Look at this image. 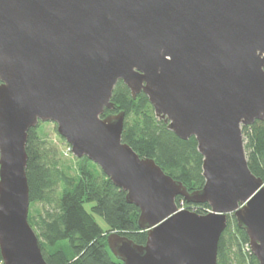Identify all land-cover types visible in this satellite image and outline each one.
Returning a JSON list of instances; mask_svg holds the SVG:
<instances>
[{
  "label": "water",
  "instance_id": "obj_1",
  "mask_svg": "<svg viewBox=\"0 0 264 264\" xmlns=\"http://www.w3.org/2000/svg\"><path fill=\"white\" fill-rule=\"evenodd\" d=\"M118 81L180 140H196L200 189L122 142L123 111L105 115ZM263 120L264 0H0L3 264H47L27 218L25 150L44 122L138 208L144 244L107 234L123 264H217L230 216L264 264V183L241 133ZM176 197L209 212L179 210Z\"/></svg>",
  "mask_w": 264,
  "mask_h": 264
},
{
  "label": "trees",
  "instance_id": "obj_2",
  "mask_svg": "<svg viewBox=\"0 0 264 264\" xmlns=\"http://www.w3.org/2000/svg\"><path fill=\"white\" fill-rule=\"evenodd\" d=\"M111 96L115 108L105 111V115L123 111L122 142L139 157L154 160L163 172L190 191L200 189L204 183L203 158L196 140H180L163 120L154 116L146 95L141 92L133 98L121 81ZM40 124L28 131L25 150L30 199L27 218L40 241L43 259L47 264H123L111 254L107 234L116 232L134 244H144L147 234L138 228V208L126 203V193L116 188L92 161L76 160V171L69 173L57 148L37 132ZM241 133L249 170L264 183V120L242 127ZM176 203L197 214L209 212L206 204L191 205L180 197H176ZM94 214L103 218L106 230L97 225ZM227 220L219 238L216 263L259 264L247 248L245 231L238 228L233 216Z\"/></svg>",
  "mask_w": 264,
  "mask_h": 264
},
{
  "label": "rangeland",
  "instance_id": "obj_3",
  "mask_svg": "<svg viewBox=\"0 0 264 264\" xmlns=\"http://www.w3.org/2000/svg\"><path fill=\"white\" fill-rule=\"evenodd\" d=\"M37 132L40 137L48 142H51L56 148L57 152H59V158L63 166L69 169V173H73L76 171V159L70 151V146L66 143L56 131V126L51 122H44L37 127ZM244 144V142H243ZM90 204L87 206L89 210ZM179 210H186V207L180 205L178 207ZM94 219L97 225L100 226L101 229L106 230L108 226L105 224L103 218L99 215L94 214Z\"/></svg>",
  "mask_w": 264,
  "mask_h": 264
},
{
  "label": "built area",
  "instance_id": "obj_4",
  "mask_svg": "<svg viewBox=\"0 0 264 264\" xmlns=\"http://www.w3.org/2000/svg\"><path fill=\"white\" fill-rule=\"evenodd\" d=\"M247 248L249 249V246Z\"/></svg>",
  "mask_w": 264,
  "mask_h": 264
}]
</instances>
